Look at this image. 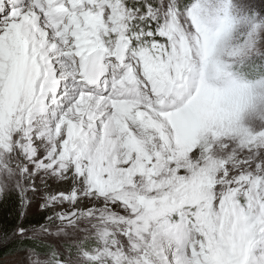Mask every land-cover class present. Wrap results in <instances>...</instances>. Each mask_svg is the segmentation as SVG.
Masks as SVG:
<instances>
[{"label": "snow or ice", "instance_id": "1", "mask_svg": "<svg viewBox=\"0 0 264 264\" xmlns=\"http://www.w3.org/2000/svg\"><path fill=\"white\" fill-rule=\"evenodd\" d=\"M0 264H264V0H0Z\"/></svg>", "mask_w": 264, "mask_h": 264}, {"label": "rangeland", "instance_id": "2", "mask_svg": "<svg viewBox=\"0 0 264 264\" xmlns=\"http://www.w3.org/2000/svg\"><path fill=\"white\" fill-rule=\"evenodd\" d=\"M5 259H7V258H5Z\"/></svg>", "mask_w": 264, "mask_h": 264}]
</instances>
